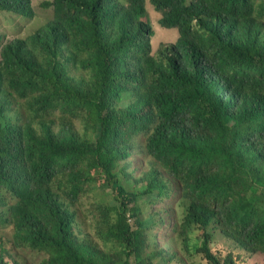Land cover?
<instances>
[{"label":"trees","instance_id":"16d2710c","mask_svg":"<svg viewBox=\"0 0 264 264\" xmlns=\"http://www.w3.org/2000/svg\"><path fill=\"white\" fill-rule=\"evenodd\" d=\"M151 2L179 33L155 51L147 0H54L0 50V264H150L165 226L208 264L236 260L212 226L264 254V0ZM0 12L34 17L31 0ZM172 192L174 224L144 211Z\"/></svg>","mask_w":264,"mask_h":264},{"label":"rangeland","instance_id":"374dc122","mask_svg":"<svg viewBox=\"0 0 264 264\" xmlns=\"http://www.w3.org/2000/svg\"><path fill=\"white\" fill-rule=\"evenodd\" d=\"M54 0H31V5L34 11L33 18H24L18 15H13L6 12H0V50L5 44H8L15 39H26L38 29L45 26L49 21L54 20L55 6ZM147 9L149 17L154 29V36L152 37V48L155 51L158 45L163 42H172L178 39V31L176 29H165L160 27L159 20L161 14L155 11L154 6L150 0L147 1ZM159 25V26H158ZM154 53V52H153ZM156 54V53H154ZM70 75L76 76L75 71L70 72ZM127 104V101H124ZM123 104H120L122 107ZM15 119L16 116L11 117ZM18 122V120H15ZM25 123L23 121L18 122V126L22 127ZM143 135L138 137V143L142 142ZM151 158L147 157L139 152L137 145L130 150V156L126 163L128 170L137 173L136 178L143 173H146L150 169ZM177 195L172 192L170 197H166L164 200H159L156 203H149L145 205L144 211H150L153 209L163 208L164 219L174 224L176 222V216L179 214V209L175 207ZM92 197H85L82 200L83 208L88 210L92 208ZM148 213L145 212V215ZM210 231L213 234L211 249L212 252L219 257H225L228 254L235 255V264H264V254L252 253L240 249L236 242L222 233L221 230L211 227ZM172 236L171 228L163 227L161 230L156 228L151 235H148L147 246L145 247V258H152L150 264H208L204 261L200 254L194 251H188L185 248V244L181 241L184 237L178 234ZM197 237V233L190 234V238ZM16 259L21 264H37V261L32 260V263L28 259L18 253Z\"/></svg>","mask_w":264,"mask_h":264},{"label":"clouds","instance_id":"9594fccd","mask_svg":"<svg viewBox=\"0 0 264 264\" xmlns=\"http://www.w3.org/2000/svg\"><path fill=\"white\" fill-rule=\"evenodd\" d=\"M148 1V0H147ZM150 2H151V0H150ZM151 4H152V2H151ZM153 5V4H152ZM154 6V5H153ZM146 8H147V3H146ZM154 9H155V7H154ZM147 11H148V9H147ZM155 11H156V9H155ZM156 12H158V11H156ZM160 12H158V14H159ZM161 14V13H160ZM159 14V15H160ZM148 15H149V13H148ZM150 18V17H149ZM150 23H151V20H150ZM159 25H160V27H162V28H164L163 26H161V24H160V22H159ZM158 25V26H159ZM151 26H152V23H151ZM152 28H153V26H152ZM165 29H168V28H165ZM154 30V29H153ZM177 30V29H176ZM178 31V30H177ZM178 38H179V33H178ZM178 40V39H177ZM175 42H176V40H175ZM164 44H169V43H174V41H172V42H163ZM140 144H142L143 143V140H142V142H139ZM129 156H130V151H129ZM128 156V157H129ZM148 172H150V170L148 171ZM147 173V172H146ZM144 174V173H143ZM134 188V186L131 188V189H133ZM149 199H154V200H160L159 198H157V197H151V198H149ZM210 229V227L208 228V230ZM197 234H198V232H196ZM234 241V240H233ZM235 242V241H234ZM236 244H237V246L240 248V249H242V250H245V251H248L245 247H243V246H241L240 244H238L237 242H236ZM211 248V247H210ZM212 250V249H211ZM216 255V254H215ZM233 255V254H232ZM216 256H218V255H216ZM234 256V259H235V255H233Z\"/></svg>","mask_w":264,"mask_h":264}]
</instances>
